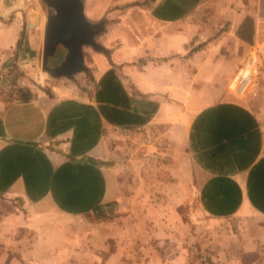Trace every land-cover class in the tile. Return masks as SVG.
<instances>
[{"label": "crops", "instance_id": "1", "mask_svg": "<svg viewBox=\"0 0 264 264\" xmlns=\"http://www.w3.org/2000/svg\"><path fill=\"white\" fill-rule=\"evenodd\" d=\"M84 14L109 31L92 94L0 99V264H264V0H84ZM46 15L0 0V73L42 57ZM246 18L250 44L236 36ZM222 26L203 60L183 59ZM246 48L254 100L228 90ZM121 129L147 132L156 182L127 166ZM108 205L119 215L86 219Z\"/></svg>", "mask_w": 264, "mask_h": 264}, {"label": "rangeland", "instance_id": "2", "mask_svg": "<svg viewBox=\"0 0 264 264\" xmlns=\"http://www.w3.org/2000/svg\"><path fill=\"white\" fill-rule=\"evenodd\" d=\"M44 9H45V7H44ZM113 10H115V9H113ZM125 10H128V9L121 8L119 11L124 12ZM141 22H142V20H138L137 24L140 26ZM102 23L103 22L99 23V25L101 26L100 27L101 32H100L99 36L97 37V42H99L101 45H103V40H104V42L106 40V38H104V34H108V32H109L106 29L107 23L103 24V25H102ZM120 23H121V21L118 20L117 24H120ZM224 30H227L226 26H222L220 28L219 33L215 34L214 36L209 37L207 40H205L204 42H202L198 46H196L195 49L193 47L192 51L187 50V51L183 52L182 53L183 59L188 60L189 56L197 55L199 60H203V58H201L202 53H204L206 51V48L210 44L215 42L216 39L221 38V33L224 32ZM111 44H112L111 45L112 48H116L119 45V44H116L115 42H113ZM232 46L233 45L230 44V42H228V44H226V47L228 49ZM106 49L108 50V48H106ZM96 54L97 53L92 51L91 49H85L84 50V59H85V64H86V70L84 72L78 73L74 79H65V78L53 79V78L48 77V75L42 71L41 57H39L38 59L29 63L30 65H28V66H25V65H23V67L12 66V68H10V69L8 68V69H6L0 73V99L5 100V101H9V102L10 101H17L20 99L21 95L22 96L25 95L26 97L31 98L37 93H41V92L48 93L50 91L54 92L55 91L54 88H56V89L59 88L61 90H70L71 92H74L75 94L83 93V92H87L88 94H90V93L92 94V91L95 88L94 87V75L92 72L93 68H94L93 57ZM248 54H249V51L247 48H246L245 52L240 51L239 56H238V60H237V66L238 67H240L242 65V63L247 58ZM147 56H149L148 52H139L138 54H135V59L138 60V62H141V61H145L147 59ZM11 65H13V64H11ZM237 70L238 69H236L235 71L237 72ZM259 82H260V78H259ZM228 90L231 93H233V91L230 90L229 86H228ZM263 93H261L260 83H259L258 84V93L256 96L246 97V98L239 97V98L243 99V100H249V99L254 100L257 98H262ZM262 102L264 105V101H262ZM112 140L114 142L117 141L119 143V146H120L119 151H121V149H122L123 150L122 154H124L125 156L127 155V157L125 158V159H128L127 166L128 167L131 166V168H132L131 172L133 174H135L138 177H141L142 174H145V175H151L152 174L151 178L156 182L157 177H158L157 169L161 168V166L159 165L160 160L156 159V160H151L150 162H146V163H148V165H146V163L144 165L142 162H140L142 159L141 148H142L143 144L144 145L146 144L147 132L146 133L142 132V131L129 132V131L121 129L120 131H118V138L114 139L112 137ZM151 140H152L151 142H155L153 140V138ZM112 145H114L113 142L110 143V148H113ZM116 159L117 158L113 157L109 161L111 162V161H114ZM120 164H124V163H120ZM133 186H134L133 188H135V189H137V187H139V189L135 190V194H136V193L141 192L144 189V186H149V183L147 185H142V186L141 185L136 186L133 184ZM140 197L144 198V196H140ZM188 205L189 206L187 207V209H189V208L196 209V206H195L196 204L194 201L189 202ZM194 206H195V208H194ZM119 211H120V207H117L116 205H108L107 208L105 210H103V212H101L102 214H100L99 212L93 213L91 216L86 217V219L89 221H97V220H101V219L102 220H104V219L109 220V219H112L115 216H117V214L120 213ZM197 215H199L198 216L199 220H203V218L201 217V215L198 212H197ZM203 246H204V244H203ZM205 248H207V244H205L203 249H205Z\"/></svg>", "mask_w": 264, "mask_h": 264}, {"label": "water", "instance_id": "3", "mask_svg": "<svg viewBox=\"0 0 264 264\" xmlns=\"http://www.w3.org/2000/svg\"><path fill=\"white\" fill-rule=\"evenodd\" d=\"M47 15L43 31L41 68L53 79H74L86 70L84 50L109 57L97 42L99 23L84 14V0H40Z\"/></svg>", "mask_w": 264, "mask_h": 264}, {"label": "built area", "instance_id": "4", "mask_svg": "<svg viewBox=\"0 0 264 264\" xmlns=\"http://www.w3.org/2000/svg\"><path fill=\"white\" fill-rule=\"evenodd\" d=\"M258 55L257 51L250 50L247 58L232 78L229 88L236 96L246 98L257 95L261 74Z\"/></svg>", "mask_w": 264, "mask_h": 264}, {"label": "trees", "instance_id": "5", "mask_svg": "<svg viewBox=\"0 0 264 264\" xmlns=\"http://www.w3.org/2000/svg\"><path fill=\"white\" fill-rule=\"evenodd\" d=\"M253 34H254L253 21L250 18H246L241 24V26L239 27V29L237 30L236 36L240 40L250 44L252 42ZM19 100L26 101V100H29V98L26 97L25 95L23 96L21 95ZM97 212L102 214L101 211H97Z\"/></svg>", "mask_w": 264, "mask_h": 264}, {"label": "flooded vegetation", "instance_id": "6", "mask_svg": "<svg viewBox=\"0 0 264 264\" xmlns=\"http://www.w3.org/2000/svg\"><path fill=\"white\" fill-rule=\"evenodd\" d=\"M101 26H99V29H100Z\"/></svg>", "mask_w": 264, "mask_h": 264}]
</instances>
